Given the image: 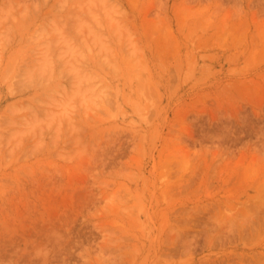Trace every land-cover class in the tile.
Listing matches in <instances>:
<instances>
[{
	"label": "rangeland",
	"instance_id": "obj_1",
	"mask_svg": "<svg viewBox=\"0 0 264 264\" xmlns=\"http://www.w3.org/2000/svg\"><path fill=\"white\" fill-rule=\"evenodd\" d=\"M263 257L264 0H0V264Z\"/></svg>",
	"mask_w": 264,
	"mask_h": 264
},
{
	"label": "bare ground",
	"instance_id": "obj_2",
	"mask_svg": "<svg viewBox=\"0 0 264 264\" xmlns=\"http://www.w3.org/2000/svg\"><path fill=\"white\" fill-rule=\"evenodd\" d=\"M96 2H97V1H96ZM97 9H98V8H97ZM89 19H90V18H89ZM73 28H74V27H73ZM106 41H107V40H106ZM76 77H77V76H76ZM34 107H35V106H34ZM43 108H44V107H43ZM48 111H49V110H48ZM43 113H44V112H43ZM29 114H30V113H29ZM36 132H37V131H36ZM243 212H245V211H243ZM243 216L245 217V215H242V217H243ZM226 217H227V216H226ZM226 219H231V218L228 216V218H226ZM239 219H240V218H239ZM241 220H242V218L240 219V221H241ZM227 221L230 222L229 220H227ZM227 221H225V222H227ZM240 221H239V222H240ZM228 222H227V223H228ZM223 224H225V223L223 222ZM219 225H220V224H219ZM238 225H239V224H238ZM240 226H241V225H240ZM253 229H254V230H253ZM251 231H254V232H256V233L259 232L258 229H257L256 227H255V228H252ZM239 233H240V231H239ZM208 238H210V237H208ZM263 259H264V257H263ZM261 264H264L263 260H262Z\"/></svg>",
	"mask_w": 264,
	"mask_h": 264
}]
</instances>
